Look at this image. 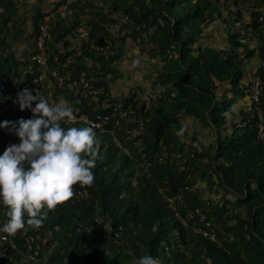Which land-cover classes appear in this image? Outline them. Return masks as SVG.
<instances>
[{"label": "trees", "instance_id": "1", "mask_svg": "<svg viewBox=\"0 0 264 264\" xmlns=\"http://www.w3.org/2000/svg\"><path fill=\"white\" fill-rule=\"evenodd\" d=\"M65 1L0 0V123L33 117L30 110L22 111L14 101L17 92L40 75L33 57L38 48L40 26L51 16V11L57 22H48L49 27L52 25L46 46L52 53L49 88L43 90L34 85L31 91L46 99L48 94L64 95L74 104L75 113L96 117V111L87 108L83 100L58 88L51 75L61 47L78 60L72 66L76 79L86 72L88 78H103L109 89L103 77L104 69L89 70L81 66L86 58L111 64L112 57L107 59L102 53L75 45L81 24H88L83 21L84 7L78 0L65 17L59 13ZM118 2L115 0L108 5L127 16L122 21L124 28H132L125 20L139 24L132 29L144 26L135 33L138 36L148 34L152 23L159 19L165 23L164 29L159 30L162 31L160 37L153 33L151 42L161 49L164 60L169 56L167 50L177 56L174 61L166 62L170 67L167 77L160 75L158 79L163 83L176 80L179 87L171 85L167 95L172 97L177 90V96L170 103L150 109L149 114L156 123L149 125L150 137L142 132L136 134L141 141L137 144L133 141L134 129L141 118L147 117L144 110L117 122L119 117L111 108L101 109L102 114L110 116V122L102 129H94L93 183L76 185L74 196L49 211L41 227L26 225L11 235L8 243L1 239L4 233H0V264H134L144 255H151L160 264H264V145L257 138L259 120L250 98L255 78L264 82V0ZM140 6L146 8L141 19L136 15V8ZM29 8L35 10L30 21L34 45L27 66L13 45L24 42L26 33L14 18L21 9ZM101 13L105 14L99 9L90 10L88 16L89 22L94 23L90 37L96 45H105L106 39H110L106 28L96 25ZM102 20L104 25L110 22L112 29L119 22L108 15H103ZM255 57L259 68L257 75L251 77L246 68ZM133 98L134 95L123 99L114 97L109 104L129 105ZM239 99L251 105L249 111L244 108L237 111ZM261 106L264 110V92ZM226 112L228 116L224 115ZM180 115L194 118L215 134L214 145L210 147L212 165L221 186L236 198L235 210L211 209L191 190L188 170H182L167 159L166 162L154 161L155 155L163 158L165 152L171 153L176 146L179 137L175 132L179 130ZM249 119L251 124L238 126L239 122ZM62 126L90 125L74 122L62 123ZM19 142L11 128L0 129V155L9 145ZM198 155L189 154L187 161L195 162ZM210 155L207 151L201 157ZM180 195L183 200L173 203ZM199 209L212 222L217 235L214 242L195 232L200 226L199 218L197 215L190 218V214ZM7 219V209L0 205V226ZM233 221L235 224L229 226ZM48 226L53 230L54 240L43 243L47 240ZM30 253L36 257H30Z\"/></svg>", "mask_w": 264, "mask_h": 264}, {"label": "rangeland", "instance_id": "2", "mask_svg": "<svg viewBox=\"0 0 264 264\" xmlns=\"http://www.w3.org/2000/svg\"><path fill=\"white\" fill-rule=\"evenodd\" d=\"M107 1L108 3H106L105 0H78L79 4L83 5L84 7L82 10V15L84 17L83 21L87 22L89 27L94 25L93 22H89L88 20V16H90V10L99 9L105 13H101L100 16L96 18L98 22L96 25L103 29L106 28L107 33H110V37L108 36L110 39H106V42H110L112 44V49L109 51L108 55L105 56L107 59L112 57L111 64L106 62H98V64L93 58H86L83 61L84 64L81 66V68H87L89 70L94 69V67L100 70L104 69L103 77L105 78L110 92L115 98L123 99L129 97L130 95H134L135 99H138L142 103L144 107L143 112L144 114L147 113V117L141 118L136 124L137 128L134 129L135 134L133 135V141L134 144H137L141 143V141L138 140L137 133H146V136L150 137L152 128L149 125L156 123L153 115L149 114L150 109L156 108V106L160 104L165 105L170 103L172 99H175L177 96V93L175 92L177 90H174L171 94L173 98L167 95V89L171 87V85L176 88L179 87L176 83V80H165L164 83L163 80L160 82L158 81L160 75L167 77L166 75L170 67L166 62L174 61L177 56L172 51L170 52V50H167L169 52V56L167 60H164L163 57L165 55L161 49H159L157 46H154L151 42V35L153 33H157L159 35H157L158 37H160L162 33V31L159 30L165 26V23L161 19H159L158 22L152 23V28L148 34L138 36V34L135 33H138L139 30L144 26H137L136 29H132L137 23L135 24L131 20V24L128 23V25H131L132 28H124L122 21L124 22V19L127 16H125V14H123L121 11L112 10L109 7V2H115V0ZM121 1L122 0H119V2ZM51 9L52 8H49V11H51ZM34 11L35 10H32L31 8L26 10L21 9L19 14H17V16L14 18L19 24V27L21 29L25 28L26 30L24 42H18V44L13 46L15 47V51H17V53L20 55V60L27 66L29 65L27 58L30 57L32 53L31 46L34 45L31 35L32 28L30 26V21L34 16ZM67 11H63L61 14L65 17ZM144 13H146V8L144 6L138 9L136 8V15L138 18L141 19V16H143ZM103 15H108L110 19L119 21L117 22V26H114L112 29L110 22H108V25H104L102 23ZM50 20H52L54 24L57 22V19L54 18L53 11H51V16H47L45 19L47 22ZM126 21L127 20H125V23ZM74 43L77 47H82L78 42V38L74 40ZM218 43L219 42H217V44ZM60 48L61 47H59L58 50ZM258 63V58L255 57L247 64L246 70L250 73L251 77L257 75L259 68ZM61 99L67 101L72 107L74 106V104L70 103L64 95L58 97L48 94L47 96L49 103H56ZM249 106L251 107L247 101L239 99L236 109L239 111L244 108L246 111H249ZM177 120L180 123L179 129L182 126L187 128L185 135L179 137L176 146L173 147L171 153L169 151L165 152L163 154V158L155 155L153 157L154 161L166 162L169 160L170 162H174V164H176L182 170H188L190 172L188 180L191 183V190L198 193L199 198L211 209H213V207H227L231 211L235 210L234 206H236V198L232 192L221 186L212 165L213 151L210 147L214 145L215 134H212L208 130L204 129L203 126H201L194 118L180 115L178 116ZM207 151H209L211 155L201 157V155ZM193 153L200 155L196 157L195 162L187 161L188 155ZM172 202L174 203L176 201L173 199ZM234 213H236V211H234ZM234 221L230 223L229 226H232V224L234 225ZM46 230L48 233L47 240H43V243L54 240L53 230H51L50 226H48ZM29 256L35 258L36 254L33 255L30 253Z\"/></svg>", "mask_w": 264, "mask_h": 264}, {"label": "clouds", "instance_id": "3", "mask_svg": "<svg viewBox=\"0 0 264 264\" xmlns=\"http://www.w3.org/2000/svg\"><path fill=\"white\" fill-rule=\"evenodd\" d=\"M14 102L22 111L30 110L33 117L0 123V129L11 128L20 141L0 155V205L6 207L8 217L0 233L9 235L26 225L41 227L49 211L74 196L76 185L93 183L96 164L94 129L62 126L74 119V110L67 101L49 103L45 97L24 89ZM186 131L182 126L175 135L182 137ZM134 264L159 261L144 255Z\"/></svg>", "mask_w": 264, "mask_h": 264}, {"label": "built area", "instance_id": "4", "mask_svg": "<svg viewBox=\"0 0 264 264\" xmlns=\"http://www.w3.org/2000/svg\"><path fill=\"white\" fill-rule=\"evenodd\" d=\"M76 1L77 0H66L62 6L59 7L58 12L62 13L63 11H67ZM48 22L45 21V24L40 26V35L37 40L38 48L35 56L33 57V62L37 66L40 75L38 78L32 80L24 86L22 91L24 89L31 90L34 85H39V87L43 90L47 89L49 86L48 71L50 70L49 62L52 54L46 47L50 30ZM128 23L131 24L130 21H126V24ZM77 38L81 46L86 47L90 51L102 53L103 56H107L109 51L112 49V44L110 42L105 45H96L93 43L90 37V27L83 24H81V28L77 31ZM54 60L56 68L51 70V75L54 78L55 85L69 93V95H73L75 99L83 100L87 108L94 112L96 111L95 118H91L89 114L86 113H80V115H78L74 112V119L64 122L67 125L74 122H85L93 129H102L110 122V116L102 114L100 112L101 109L111 108L119 117L117 122L123 119H130L132 116H135L136 113H142L144 107L138 99H133L129 105L122 103H113L114 105H110L109 102H111L114 96H112L110 90L104 85L103 78L98 76L88 78L87 73L82 72L79 78L76 79L72 66L77 63V59L74 55H67L64 48H60L58 50V55ZM263 92L264 82L261 78L257 77L251 87L250 98L253 104L254 112H256L259 120L257 125V138L264 145V110L261 106ZM249 124H251L250 119L244 122H239L238 126L245 127ZM174 200L182 201L183 196L180 195ZM195 215L198 216L200 222V226L197 227L195 232L213 242L216 241L217 235L214 231L212 223L208 220V217L204 214L203 210L199 209L195 214L191 213L190 218ZM1 239L8 243L11 241V235L1 234Z\"/></svg>", "mask_w": 264, "mask_h": 264}, {"label": "crops", "instance_id": "5", "mask_svg": "<svg viewBox=\"0 0 264 264\" xmlns=\"http://www.w3.org/2000/svg\"><path fill=\"white\" fill-rule=\"evenodd\" d=\"M79 42V41H78Z\"/></svg>", "mask_w": 264, "mask_h": 264}]
</instances>
